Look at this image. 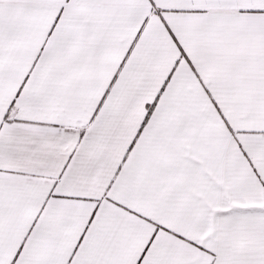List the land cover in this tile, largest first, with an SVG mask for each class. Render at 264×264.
Here are the masks:
<instances>
[{"label":"snow or ice","instance_id":"obj_1","mask_svg":"<svg viewBox=\"0 0 264 264\" xmlns=\"http://www.w3.org/2000/svg\"><path fill=\"white\" fill-rule=\"evenodd\" d=\"M0 264H264V0H0Z\"/></svg>","mask_w":264,"mask_h":264}]
</instances>
